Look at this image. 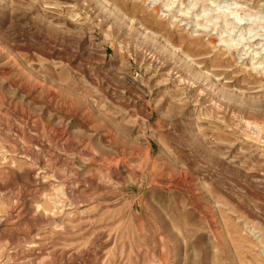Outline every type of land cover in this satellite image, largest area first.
Segmentation results:
<instances>
[{
	"label": "rangeland",
	"instance_id": "obj_1",
	"mask_svg": "<svg viewBox=\"0 0 264 264\" xmlns=\"http://www.w3.org/2000/svg\"><path fill=\"white\" fill-rule=\"evenodd\" d=\"M0 264H264V0H0Z\"/></svg>",
	"mask_w": 264,
	"mask_h": 264
},
{
	"label": "bare ground",
	"instance_id": "obj_2",
	"mask_svg": "<svg viewBox=\"0 0 264 264\" xmlns=\"http://www.w3.org/2000/svg\"><path fill=\"white\" fill-rule=\"evenodd\" d=\"M232 15V14H231Z\"/></svg>",
	"mask_w": 264,
	"mask_h": 264
}]
</instances>
